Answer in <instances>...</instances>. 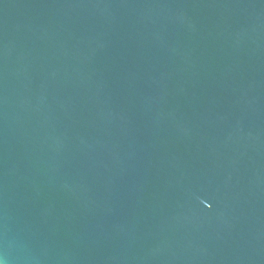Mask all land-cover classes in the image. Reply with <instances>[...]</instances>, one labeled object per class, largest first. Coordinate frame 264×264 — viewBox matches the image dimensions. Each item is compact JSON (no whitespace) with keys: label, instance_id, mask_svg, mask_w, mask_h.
I'll return each mask as SVG.
<instances>
[{"label":"water","instance_id":"1","mask_svg":"<svg viewBox=\"0 0 264 264\" xmlns=\"http://www.w3.org/2000/svg\"><path fill=\"white\" fill-rule=\"evenodd\" d=\"M3 264H264V0H0Z\"/></svg>","mask_w":264,"mask_h":264},{"label":"clouds","instance_id":"2","mask_svg":"<svg viewBox=\"0 0 264 264\" xmlns=\"http://www.w3.org/2000/svg\"><path fill=\"white\" fill-rule=\"evenodd\" d=\"M0 264H3V261H0Z\"/></svg>","mask_w":264,"mask_h":264}]
</instances>
